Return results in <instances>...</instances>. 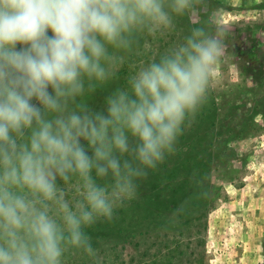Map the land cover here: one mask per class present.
I'll return each instance as SVG.
<instances>
[{
    "label": "rangeland",
    "instance_id": "1",
    "mask_svg": "<svg viewBox=\"0 0 264 264\" xmlns=\"http://www.w3.org/2000/svg\"><path fill=\"white\" fill-rule=\"evenodd\" d=\"M197 37L202 65L183 62ZM3 62L0 264H264V0H0ZM88 119L125 135L132 158L143 144L140 161L116 174L100 157L110 151L88 159L79 144L22 186L48 129ZM187 129L206 137L190 144L199 157L178 141ZM209 161L215 207L200 232L174 209L155 218L129 187Z\"/></svg>",
    "mask_w": 264,
    "mask_h": 264
},
{
    "label": "trees",
    "instance_id": "2",
    "mask_svg": "<svg viewBox=\"0 0 264 264\" xmlns=\"http://www.w3.org/2000/svg\"><path fill=\"white\" fill-rule=\"evenodd\" d=\"M187 21L189 22V17L187 16ZM134 42V40H133ZM131 42V43H133ZM202 42L201 39L197 37L196 41H194L192 44V47H195L191 50H194V53L187 50V52H184L181 60L183 59V62H191L192 56H195L192 61H194L196 64L202 65V59L200 58L199 53V45ZM128 45V44H127ZM122 47L125 45H121ZM197 53V54H196ZM182 62V63H183ZM5 68L3 72H0V76H7V72L9 75H11L14 71V66L9 64V66L3 62ZM182 66V64H181ZM173 67V66H172ZM187 72L186 74H188ZM183 77L177 79L178 82H175L173 86H176L178 84H186V80L182 79ZM126 80V79H125ZM122 89L118 92L120 94L119 100L126 95L127 89L125 88L126 83L124 80L122 81ZM177 87V86H176ZM175 87V88H176ZM174 88V87H173ZM176 90V89H173ZM11 91V90H9ZM101 91V90H99ZM173 92V91H171ZM3 93V94H2ZM0 93V95H3L5 97V93H7V90ZM101 93V92H100ZM115 111H113V110ZM111 111L117 113V118L121 121H124L123 114L119 113L117 106L115 104L111 105L110 108ZM105 120L106 123L110 122L111 125L114 123V117L110 112L105 113ZM215 118L217 119V115H211L209 117H206L204 120H207V122L212 123ZM200 119H203L201 116H197L196 121H200ZM104 122V119L102 120ZM212 121V122H211ZM91 122V119H88L87 122H85L82 125L77 126L76 128H73L69 125L68 122L66 124V129L61 130V132L56 130L48 129L42 140L40 141V145L38 148V151L35 153L32 159V164L27 168L26 174L22 177L20 180V183L22 186L31 185L40 180L41 178L46 179L48 176L51 175L50 171L52 170L51 167L55 166L57 167L58 164L64 163L66 159L72 158V155L74 152H76V148L78 150V145L80 144V151L82 156H87L88 159L95 154L100 149L105 150L107 149L112 153V155H106L103 153L100 157L102 159L109 160L112 158V167L110 165L111 172H115L116 174L123 173L129 163L139 162L140 156L142 153L145 152V150H142V147L144 145H140V148L136 152V157L132 158L130 153L132 151L137 150L136 147L133 145H129L127 142L125 135L121 136L116 135V132L112 131L109 136H106L98 129L89 128V124ZM103 122H100V125H102ZM96 121L94 120L95 124ZM113 126V130H115ZM112 130V129H111ZM185 134H181L182 137H179L178 141L184 140L186 147L190 149L191 154L196 152L195 146L191 147L190 144H197L198 143H204V140L201 137H205L202 133L203 131L196 132L195 130H185ZM179 133L176 132V136ZM231 135V134H229ZM212 136H216V133H212ZM178 138V137H177ZM206 138V137H205ZM181 139V140H180ZM236 139H242V136H239V138H232L231 140ZM198 142V143H197ZM149 144V141L147 142ZM129 145V146H128ZM72 150V152L67 156H63L64 153H61L62 150ZM142 150V151H141ZM147 152L150 154L151 152H155L151 147L148 148ZM196 157H199L197 155V152L195 154ZM55 160L56 162L51 161ZM98 163V160H96ZM95 163V162H94ZM96 164V163H95ZM111 164V161L109 162ZM195 164V165H194ZM213 164L212 161H209L206 165H198L195 162H192L190 168L186 167H179L176 168L174 172L170 171L169 168L166 166L164 168V172H150V176L141 178H137L132 183V186H129L131 188H134L137 195H143L142 200H146L148 203V206L151 207V210L154 208L156 210H153V216L156 218V216L161 217L162 212H160V209L162 207L165 208L166 212H169L171 209H174L175 212L184 218H187L185 220V225L192 226V229L194 231H201L200 229H206V218L210 212V210L214 209V198H212L213 193V186L212 181L210 177H208V174H210L209 168ZM59 165V166H60ZM98 167L92 168V170L95 172H102L105 173V168L100 170V165H97ZM150 166V165H149ZM151 170V167L149 168ZM136 175L140 176V172H135ZM145 173H141L143 175ZM184 175V176H183ZM182 179V180H180ZM207 179V180H206ZM205 183L202 188V184ZM205 187V188H204ZM199 190V191H198ZM185 195L190 196L191 198L188 200L189 206L186 204L182 206L183 200L181 198H185ZM165 215V214H164ZM195 215V218L191 221H188L189 216ZM154 218V219H155ZM195 225V226H194ZM198 235H200L198 232H196ZM197 240V239H196ZM202 244V243H201ZM172 253V252H170Z\"/></svg>",
    "mask_w": 264,
    "mask_h": 264
}]
</instances>
